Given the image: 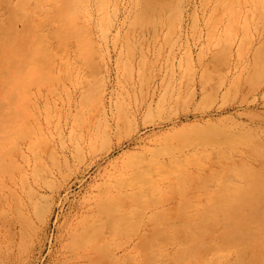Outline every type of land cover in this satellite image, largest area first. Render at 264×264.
I'll list each match as a JSON object with an SVG mask.
<instances>
[{
	"label": "rangeland",
	"instance_id": "1",
	"mask_svg": "<svg viewBox=\"0 0 264 264\" xmlns=\"http://www.w3.org/2000/svg\"><path fill=\"white\" fill-rule=\"evenodd\" d=\"M73 2L67 23L61 0L36 20L40 2L0 0V18L17 4L30 10L26 30L41 45L11 49L3 68L0 34V264H79L72 255L100 223L87 211L108 204L100 189L115 167L143 160L138 152L158 173L133 218L116 211L117 264H243L237 236L251 215L208 204L262 194L264 0ZM14 25L28 46L30 31ZM120 105L130 130L76 151L81 125L102 124L101 115L113 124ZM18 147L26 157L12 160ZM202 213L223 222L188 227ZM115 251L104 253L108 264Z\"/></svg>",
	"mask_w": 264,
	"mask_h": 264
},
{
	"label": "bare ground",
	"instance_id": "2",
	"mask_svg": "<svg viewBox=\"0 0 264 264\" xmlns=\"http://www.w3.org/2000/svg\"><path fill=\"white\" fill-rule=\"evenodd\" d=\"M28 1L40 2L31 15L32 19L35 20L37 18H40L39 16H37L38 12L41 11V14L43 12L49 11L55 12L57 9L52 5L49 6L48 9L46 8L48 6V4L46 3L49 0ZM73 1L77 0H61L63 9H65V12L67 14V16L63 15V18L67 23H72L74 19L72 6V3H74ZM13 7L16 10H12L10 16L7 14L4 15L7 16V19L9 20L3 18L4 16L0 18V34L3 35V44L1 47V55L3 56V68H7L9 66L11 49L15 52L30 47H32L36 51H39L41 49V45L36 42L35 38H32L31 31L26 30V26H28L26 25V18H28L26 17V15L30 10L28 8L19 6L18 4L14 5ZM14 20L15 22L20 21L21 23H23V30L30 31V34L24 35L26 37H29L27 40L28 46L21 44L19 39L17 38L18 36H20L18 33L20 29L14 25ZM20 40H23V38H21ZM8 80L9 78L3 77L1 85L6 86ZM103 117L104 116L101 115L97 118L98 120L105 121L102 124L93 125L91 123H88V125L86 124L87 126L81 125V132L75 136L73 141V147L76 151H78L79 153H82L85 150L93 151L96 148L98 141L108 137L112 129L117 132H123L129 131L132 126V117L124 108V106L121 105L117 107V113L113 118V124H109V122L106 121V116L105 119H103ZM133 141L136 145H138L137 147L141 148L137 139H134ZM166 144H168V142ZM150 150L152 151L153 149ZM138 153L139 155H141V157H143V160L138 162L135 161L134 158V161H130L122 164L121 166L115 167L110 175L112 180L106 182L100 189V192H102L103 195H105L109 199L108 204H105L99 211H93V209L91 211H87V214L99 216L100 223H98V227L88 235L86 239V245H88V247L83 248L79 250L77 254L74 253L72 255V257L79 259V264H108L104 257V253L108 249L116 250L113 254V262L114 264L119 263L120 256L118 257L117 249H119L118 241L119 236L122 234V227L116 219V211H131V213L129 214V218H133L134 214L132 212L136 210V201L138 197L142 192L144 193L147 188H150L151 185H153L152 183L156 181L154 177L158 173V171H156L157 167H155L157 166L155 164L156 162L152 159H145V157L148 156V153ZM11 156L12 160H16L17 157H26L23 147H18L14 151V155L11 154ZM262 164L264 168V161H262ZM178 166H180V164H176V167ZM161 171L162 172L159 174L161 177L164 176L165 173L169 172V170L165 168H163ZM23 174L24 168L15 170L11 173L9 178L11 187L16 186L17 183L22 180ZM119 178H122L123 180L120 182L117 181ZM151 189L152 188H150V190ZM148 191L149 190H147V192L145 193H149ZM252 191H257V188L256 190ZM258 191L262 194L245 195L243 197H224L219 198L215 205L208 204L211 207H215V209H217L216 211H244L248 213L247 215H251L249 218L245 219V225L247 226V229H245L244 232H241V234L237 236V242L239 244H242L244 247V254L242 255V257L243 261H246L243 264H264V252H258V250L261 248L263 249L264 246V179L262 180ZM195 211H198V209ZM208 215L209 214L207 213L197 214L195 216V220L192 218L189 220V222L186 221L188 227L203 226L212 230V228H215L222 224L223 219H205L204 217ZM237 222L238 221H235V223ZM235 223L231 221V223H228V225L234 228ZM234 241H236V239Z\"/></svg>",
	"mask_w": 264,
	"mask_h": 264
}]
</instances>
